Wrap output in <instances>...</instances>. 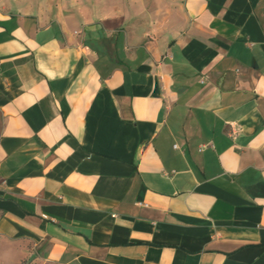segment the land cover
I'll list each match as a JSON object with an SVG mask.
<instances>
[{"label":"crops","instance_id":"1","mask_svg":"<svg viewBox=\"0 0 264 264\" xmlns=\"http://www.w3.org/2000/svg\"><path fill=\"white\" fill-rule=\"evenodd\" d=\"M0 264H264V0H0Z\"/></svg>","mask_w":264,"mask_h":264},{"label":"built area","instance_id":"2","mask_svg":"<svg viewBox=\"0 0 264 264\" xmlns=\"http://www.w3.org/2000/svg\"><path fill=\"white\" fill-rule=\"evenodd\" d=\"M231 126H232V130L230 131V135L233 137V138H236L240 132L242 131L240 125H238L237 123H231Z\"/></svg>","mask_w":264,"mask_h":264}]
</instances>
